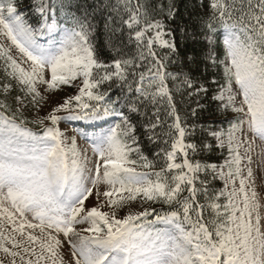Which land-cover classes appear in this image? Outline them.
Returning a JSON list of instances; mask_svg holds the SVG:
<instances>
[{"label":"snow or ice","instance_id":"1","mask_svg":"<svg viewBox=\"0 0 264 264\" xmlns=\"http://www.w3.org/2000/svg\"><path fill=\"white\" fill-rule=\"evenodd\" d=\"M200 7L185 54L175 0H0V264H264V0ZM174 92L235 114L214 144Z\"/></svg>","mask_w":264,"mask_h":264},{"label":"trees","instance_id":"2","mask_svg":"<svg viewBox=\"0 0 264 264\" xmlns=\"http://www.w3.org/2000/svg\"><path fill=\"white\" fill-rule=\"evenodd\" d=\"M26 0H22L23 4ZM156 3H163L167 4L168 0H155ZM176 6L179 10V22L181 26H184L185 24H188V35L184 38L181 37L179 32L175 34V40L178 44L181 52L185 54H199L201 53V50L204 47L203 39L200 38L199 42L194 41L192 37V32L194 31L193 27L191 26V22L189 20L190 14H192V20H195V16L197 14H203L205 9L200 7L199 0H175ZM98 39L97 44L103 45L104 40V34H103V26L100 25V31L97 33ZM163 51V50H159ZM105 55L107 56V50L105 49ZM174 70V69H170ZM198 75H201L202 77L206 78L207 80H212L215 78H220V73L212 68L205 69L204 65L201 64L199 68ZM169 86L171 87V81H169ZM106 87V86H105ZM110 95L115 98L117 95H119V89L113 88L110 90ZM211 93L209 94V98L207 99H201V103L206 105L205 109L198 110V116L193 117L191 115V108L195 107L194 101H189L186 97L182 96L181 94L174 92V100L177 107V110L182 118V120H187V123L189 125L196 123L197 125H203V129L201 127L196 128L195 135L192 137H189L190 142L197 143L202 139H207V141L211 143H215V141L212 139V137L207 135V129L209 124H211L212 128L215 130H220L221 128H224L225 126V120L223 117L226 115L221 113L216 109V102L212 101L210 99ZM30 110V109H29ZM26 112V115L31 118L30 111ZM163 116V113L161 114ZM146 147H143L142 150L144 151V154L149 156V159L153 158V153L155 151L159 150V147H166L163 144H160L159 147L157 145L153 144H147L145 141ZM217 152V153H216ZM221 151L219 152L217 149H214L213 151H200L198 152L194 157H192L194 160H198L201 163L209 162L212 163L213 161L220 162L221 158ZM159 204H156V207Z\"/></svg>","mask_w":264,"mask_h":264},{"label":"rangeland","instance_id":"3","mask_svg":"<svg viewBox=\"0 0 264 264\" xmlns=\"http://www.w3.org/2000/svg\"><path fill=\"white\" fill-rule=\"evenodd\" d=\"M74 94H76L75 88H68L67 86H64L63 90L56 93L55 95H56V100L62 101L66 95H74ZM41 114H44V113H41ZM60 127H61V130L66 131L68 135L71 136L74 134L72 131V127H71V122H68L67 124L62 122ZM77 143L81 148L87 147V145L84 143L83 140L78 139ZM89 155H91L90 151H89ZM254 159H255V157H254ZM253 167L255 168V165H253ZM257 183H259V181Z\"/></svg>","mask_w":264,"mask_h":264}]
</instances>
